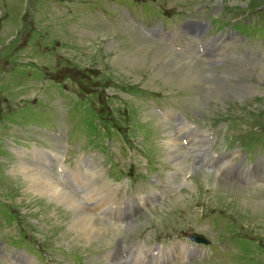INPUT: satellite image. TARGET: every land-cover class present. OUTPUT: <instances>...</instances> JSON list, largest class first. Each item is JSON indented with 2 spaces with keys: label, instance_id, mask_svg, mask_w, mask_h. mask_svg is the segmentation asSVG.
<instances>
[{
  "label": "rangeland",
  "instance_id": "rangeland-1",
  "mask_svg": "<svg viewBox=\"0 0 264 264\" xmlns=\"http://www.w3.org/2000/svg\"><path fill=\"white\" fill-rule=\"evenodd\" d=\"M193 21L217 40L191 61L161 36ZM263 71L264 0H0V264H155L192 231L171 264H264ZM239 162L261 171L237 191ZM33 169L76 204L27 190Z\"/></svg>",
  "mask_w": 264,
  "mask_h": 264
},
{
  "label": "bare ground",
  "instance_id": "bare-ground-1",
  "mask_svg": "<svg viewBox=\"0 0 264 264\" xmlns=\"http://www.w3.org/2000/svg\"><path fill=\"white\" fill-rule=\"evenodd\" d=\"M264 72V71H263ZM229 94V93H228ZM238 96V95H237ZM231 98V97H230ZM173 139V138H172ZM174 142V141H173ZM167 143H168V141H167ZM189 143V142H188ZM169 147V146H168ZM172 147V146H171ZM37 151V150H36ZM21 154H22V152H21ZM43 154L44 155H46V153L45 152H43ZM23 155V154H22ZM39 160H40V158H38ZM82 161L84 162V159H82ZM92 162V161H91ZM82 166L85 168V172L84 173H81V172H79V173H71V176L73 177V179H74V181H76L77 183H83V184H85V182L87 181V179H89V178H92L94 175H96V174H98V172L96 171V169H97V167L96 166H94L93 168L91 167V166H89L88 164H85V163H82ZM22 170V169H21ZM24 170V169H23ZM35 172H39V170H37V169H33L31 172H30V174H29V180H28V186H30V187H33L34 189L33 190H31V189H27V190H29L31 193H33L34 191H35V193L34 194H36V195H40L41 197H43V196H48L49 195V193H52L53 195H54V197H56V199L58 198V199H61V197H62V199L64 200V201H66V203H68V204H76V202H75V198H74V195L73 194H67L64 190H61L62 191V193H58V191L55 189V187L54 186H52L53 184H51V185H49L50 187H51V190L50 189H48L47 188V186L45 185V184H41V183H44V182H46L47 180H49V177H44L43 179H40V174H37V173H35ZM39 178V180L41 181V183L39 184L36 180H38V178ZM31 178V179H30ZM34 178V179H33ZM58 183V182H57ZM55 184V183H54ZM48 186V187H49ZM59 189H60V187H58ZM107 188V187H106ZM60 192V191H59ZM59 195H61V197L59 196ZM105 194H104V191H101V190H98V189H94V188H92L91 187V191L88 193V196L90 197V198H95V197H97V196H104ZM50 196H52V195H50ZM106 196V195H105ZM108 196H110V195H108ZM62 200V201H63ZM83 224V223H82ZM84 225V224H83ZM82 225V226H83ZM89 227V226H88ZM85 228V227H84ZM88 229V228H87ZM90 229H92V228H90ZM90 229H88L89 231H84L83 232V230H82V232H83V234H84V236L85 237H87V238H90V236L93 238V237H97L100 233H98L97 231L95 232H93V230H90ZM80 234H82V233H80ZM82 234V235H83ZM137 256V255H136ZM138 257V256H137ZM141 262V261H140ZM147 263V262H146ZM133 264H135V263H133Z\"/></svg>",
  "mask_w": 264,
  "mask_h": 264
}]
</instances>
